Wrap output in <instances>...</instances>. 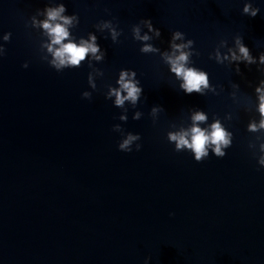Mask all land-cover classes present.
Returning a JSON list of instances; mask_svg holds the SVG:
<instances>
[{
  "label": "water",
  "instance_id": "water-1",
  "mask_svg": "<svg viewBox=\"0 0 264 264\" xmlns=\"http://www.w3.org/2000/svg\"><path fill=\"white\" fill-rule=\"evenodd\" d=\"M245 2L0 0V264H145L149 256L148 264H264V168L252 147L264 130L247 129L259 119L254 88L264 72L241 63L238 74L209 55L236 34L254 55L264 51V0H253L255 17L242 12ZM59 3L79 14L77 38L97 32L103 61L59 72L48 64V38L33 18ZM146 17L161 29L153 42L162 50L176 29L195 40L193 62L224 86L219 95L185 94L159 54L140 51L132 26ZM101 19L123 29L119 43L96 30ZM122 68H134L144 89L135 107L126 102L127 121L107 98ZM95 69L103 75L92 89ZM153 105L163 110L152 114ZM194 107L233 131L225 156L197 161L169 143L167 132L189 126ZM114 124L140 133L141 149L121 151Z\"/></svg>",
  "mask_w": 264,
  "mask_h": 264
},
{
  "label": "clouds",
  "instance_id": "clouds-1",
  "mask_svg": "<svg viewBox=\"0 0 264 264\" xmlns=\"http://www.w3.org/2000/svg\"><path fill=\"white\" fill-rule=\"evenodd\" d=\"M242 12L248 16L255 17L260 13V7L253 3V0H246ZM65 3H59L46 7L43 20L33 18L34 23L43 29L44 35L48 40L45 44L47 54L50 56L48 64L54 67L58 72L65 68L79 67L83 61H87L89 67H92V61H103L107 50L103 49L98 42L96 31L89 32L87 36L77 38L72 28L80 22L78 13L67 14ZM97 31L104 33L105 38L110 36L113 43H119L123 29L118 26L113 19H101L96 23ZM132 35L136 41L142 42L140 51L145 54H159L162 61L168 66L170 73L174 74L175 80L179 82V89L185 94L193 92L205 95L209 91L219 95L223 91V85H216L211 82L210 73L196 66L193 62V55H199V51L194 47L195 40L187 38V34L179 29L171 33L169 46L161 49L153 41L159 39L162 35L161 29L154 25L151 17L142 18L138 23L132 26ZM11 32H6L3 39L8 41ZM5 55L4 46L0 45V57ZM210 58L215 59L220 64L227 63L234 65L236 73H241L240 64L245 66L255 64L261 72H264V51L259 55H254L250 47L244 42V37L236 34L233 42L229 44L227 39H221L216 45L215 50L209 54ZM28 67V62L24 63ZM103 75L102 69H95L94 73H89L88 82L92 89L97 87L95 76ZM232 89L239 90L240 85L233 82ZM256 94L255 110L259 119H251L247 125L249 132L259 133L264 130V78H261L254 88ZM143 85L138 78L137 71L134 68H122L119 71L115 84L109 85L107 98L112 99L114 106L124 108L125 111L119 116V120L127 121L126 102L135 107L143 96ZM236 91L231 92L235 96ZM82 96L87 99L92 98V93L83 91ZM163 110L162 105H153L152 114H157ZM141 111H135L133 119H140ZM209 122V113L202 108L194 107L191 111V124L187 127H180L167 132L169 143L174 144L176 151L188 150L195 160L201 161L207 158L210 153L218 157L226 155L228 149L233 143L234 133L230 130L224 120L218 114ZM230 118V115L227 117ZM113 130L120 133L118 148L124 152H132L133 149L139 151L142 144L141 134L138 132L127 131L121 124H114ZM259 141L258 150L256 145L255 155L258 157V165L264 168V137H257ZM152 258L146 257L145 264H148Z\"/></svg>",
  "mask_w": 264,
  "mask_h": 264
}]
</instances>
